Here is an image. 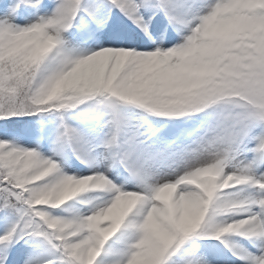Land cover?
I'll use <instances>...</instances> for the list:
<instances>
[{
  "label": "snow or ice",
  "instance_id": "snow-or-ice-1",
  "mask_svg": "<svg viewBox=\"0 0 264 264\" xmlns=\"http://www.w3.org/2000/svg\"><path fill=\"white\" fill-rule=\"evenodd\" d=\"M0 264H264V0H0Z\"/></svg>",
  "mask_w": 264,
  "mask_h": 264
}]
</instances>
